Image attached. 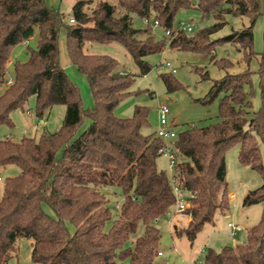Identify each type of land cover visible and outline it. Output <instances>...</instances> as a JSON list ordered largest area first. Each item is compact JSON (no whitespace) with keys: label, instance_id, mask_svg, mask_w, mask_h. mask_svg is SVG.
<instances>
[{"label":"trees","instance_id":"1","mask_svg":"<svg viewBox=\"0 0 264 264\" xmlns=\"http://www.w3.org/2000/svg\"><path fill=\"white\" fill-rule=\"evenodd\" d=\"M117 0L102 2L93 17L83 7L72 6L73 22L46 0H0V86L11 78L0 94V125L12 126L11 112L25 109L35 96V113L42 117L52 106L64 105L58 130L38 138L0 140V167L15 165L19 173L5 179L0 199V264L16 251L20 238L30 239L34 264H154L160 251V231L155 220L165 216L174 204L169 175L159 169L163 140L154 132L142 133L149 110L135 105L128 117L115 114L116 107L131 93L136 74L118 69L108 54L88 53V42H117L133 58L141 75L151 70L148 55L176 48L210 53L216 43L238 45L246 63L253 50V26L260 14L259 0ZM122 10L118 16L115 13ZM196 9L201 19L215 22L200 29L196 38L175 27L181 9ZM117 10V11H116ZM151 16L168 31L156 39L151 28L132 26V15ZM247 16L249 23L219 39L207 40L226 22L225 16ZM65 29L68 58L87 78L93 99L83 109L78 87L70 81L60 63L59 35ZM38 35L35 48L27 46V59L8 62L12 49ZM264 44V32H263ZM229 66L227 59L214 61ZM261 106L248 117L251 108L244 85L250 71L226 74L213 80L208 92L196 101L210 104L218 99L219 122L188 125L172 141L176 163L173 174L182 190L194 193L190 200L191 220L176 231L193 242L217 212L229 210L225 153L239 144L238 160L264 176L259 142L264 145V48L258 58ZM207 76V73L204 74ZM167 91L181 88L170 74H161ZM90 123L75 136L83 117ZM120 190L121 202L113 214L103 189ZM262 205L259 222L247 229L242 244L206 248L203 264H264V180L242 199L243 206ZM141 232L132 239V236Z\"/></svg>","mask_w":264,"mask_h":264},{"label":"rangeland","instance_id":"2","mask_svg":"<svg viewBox=\"0 0 264 264\" xmlns=\"http://www.w3.org/2000/svg\"><path fill=\"white\" fill-rule=\"evenodd\" d=\"M76 0H46V3L59 10L65 15L66 20L71 17L72 6ZM117 4V0H85L83 7L89 17L97 13V9L102 2ZM260 2V14L256 17L253 26V50L256 57H253L249 63L244 60L241 51H238V45L231 42L216 43L214 50L210 53H195L176 48H165L162 52L148 55L145 60L151 65V70L145 75L139 73L131 55L127 50L117 42H88L84 50L88 53L108 54L118 61V69L124 72L136 74L131 87L132 93L125 98L115 110L119 117H128L133 113L135 105L148 108V125L141 129L142 133L149 134L156 131L158 127L157 108L161 104H166L169 108V121L172 128L179 133L187 128L188 125L205 126L220 121L218 117V99L210 104H202L196 99L203 97L212 85L213 80L220 79L226 74H237L250 71V82L244 85V91L249 93L251 108L248 117H251L254 111L259 110L261 106L260 97V74L258 72V58L263 51V32H264V0ZM118 10V11H117ZM118 16L122 10L117 7ZM153 17L150 18L149 25L143 22V19L137 15H132V26L138 29L151 28L149 31L154 34L156 39L164 35L161 28H155L152 25ZM224 26L211 34L207 40H215L229 34L232 30H241L249 23L247 16H225ZM192 23L195 25L192 32L186 33L187 37L196 38L197 32L205 27L211 26L215 21L212 18L201 19L198 10L181 9L178 11L175 19V27L179 23ZM65 29H61L59 35L60 63L65 70L68 78L79 89L83 109H91L93 99L87 78L78 71L77 67L70 62L65 48ZM38 35L34 34L27 44H19L12 49L11 59L8 62V74H12V64L14 61H24L27 59V46L35 48ZM227 59L231 62L229 66H219L214 61ZM168 62L170 65H166ZM172 69H175L172 72ZM207 73V76L204 74ZM161 74H170L180 84L181 88L174 91H167L166 86L160 77ZM6 84V83H5ZM2 85L4 88L6 87ZM35 96L28 97L25 109H15L11 112L12 126L6 124L0 125V140L10 139L19 141L24 136L38 138L42 133H52L58 130L62 124L65 114L64 105L52 106L41 118L35 113ZM90 120L84 116L81 123L77 126L75 136L79 135L87 128ZM261 151V161L264 166V145L259 142ZM239 144H235L227 149L225 153L226 163V184L229 198V210L221 214L217 212L213 223H206L198 232L195 240L190 242L186 236H177L176 231L183 229L189 221L172 216L174 207L170 208V215H165L155 221L156 227L160 231V251L163 256H157L154 264H203L204 251L206 248L219 250L223 246H235L242 244L246 239L247 229L257 224L261 218L262 205L253 204L249 206L242 205V199L250 190L261 186L264 180L263 174L243 166L238 160ZM159 169L164 170L168 175L170 173L169 161L166 155L161 154L156 160ZM19 173L15 165L0 167V195L5 179L13 177ZM105 195L110 200L113 214L116 215L121 202L120 190L114 187L103 189ZM233 193V197L230 196ZM228 222L239 224L243 229L232 233L228 228ZM176 223V224H175ZM141 232L132 236L134 239ZM31 240L20 238L16 242V251L6 264H34L31 261ZM176 248L177 252L173 249Z\"/></svg>","mask_w":264,"mask_h":264},{"label":"built area","instance_id":"3","mask_svg":"<svg viewBox=\"0 0 264 264\" xmlns=\"http://www.w3.org/2000/svg\"><path fill=\"white\" fill-rule=\"evenodd\" d=\"M196 1L192 3L193 7H196ZM68 20L70 22H73V17H69ZM143 22L147 25L150 23V19L143 18ZM152 25L155 28H160L159 21L156 18H153ZM195 25L192 23H183L180 22L178 28L185 31V32H192L194 30ZM169 32L164 31V35L168 36ZM28 40H25L23 44H27ZM166 65H170L168 62H166ZM175 69H172V72H174ZM11 83V78L6 80V85ZM158 111V127L155 131L156 135L160 137L163 140V146L160 148V152L167 156L169 161V167H170V173H169V180L172 187V191L174 194V213L171 216L170 211H167L165 215H170L172 220L174 217L184 219L187 221H190L192 218L191 211L189 210L191 207L190 200L194 197V193L187 192L181 189L179 186L178 178H176L173 174V168L176 163L175 153H174V145L173 140L176 137V131L172 128V125L169 121V108L166 104H161L157 108ZM158 220V219H157ZM156 221V220H155ZM227 226L230 228L232 233H235L236 231H240L243 229L242 225L234 224L232 222H228ZM175 252H177V249H173ZM157 256H163V252L159 251L157 253ZM167 264V262L163 263ZM198 264H201L200 261H198Z\"/></svg>","mask_w":264,"mask_h":264},{"label":"crops","instance_id":"4","mask_svg":"<svg viewBox=\"0 0 264 264\" xmlns=\"http://www.w3.org/2000/svg\"><path fill=\"white\" fill-rule=\"evenodd\" d=\"M32 38H33V37H32ZM32 38H31V39H32ZM11 60H12V59H11ZM3 89H4V87H3V86H0V94L2 93ZM10 139H11V138H10ZM0 180H1V179H0ZM230 196L233 197V193H230ZM1 197H2V196L0 195V199H1ZM175 224H176V223H175ZM228 228H229V227H228Z\"/></svg>","mask_w":264,"mask_h":264}]
</instances>
